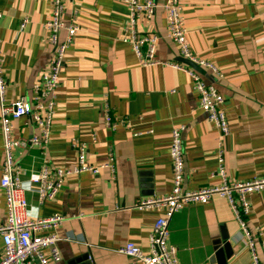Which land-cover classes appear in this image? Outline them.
<instances>
[{"label": "crops", "instance_id": "1", "mask_svg": "<svg viewBox=\"0 0 264 264\" xmlns=\"http://www.w3.org/2000/svg\"><path fill=\"white\" fill-rule=\"evenodd\" d=\"M164 1L155 0L158 7L152 20L139 22L136 28L140 34L150 32L159 38L158 65L153 67L141 65L132 48L122 42L128 34V10L122 0L65 2L63 23L71 24L75 12L79 31L61 70L49 143L45 150L19 149L14 157L24 187L45 158L70 166L78 145L83 146L90 166L111 156L113 174L107 170L80 174L66 181L53 202L44 204L24 190L29 219L64 218L53 232L60 256L53 264H133L117 251L127 242L146 250L161 211L135 206L170 194L168 152L176 127L184 128L185 190L220 183L219 143L229 185L264 179V0H180L190 51L222 74L216 79L206 71L224 98L229 124L224 138L199 109L189 76L170 66L179 64L180 56L166 35ZM50 12L51 0H0L8 103L32 95L50 60L52 48L44 26ZM23 20L28 22L21 28ZM107 111L114 128L106 126ZM13 132L17 139L38 135L28 117L14 121ZM2 159L0 132V168ZM246 199L250 211L245 226L264 240V189ZM5 219L0 190V226ZM168 244L176 249L179 264H252L239 223L227 200L218 196L175 214ZM256 245L259 262L264 264L258 239Z\"/></svg>", "mask_w": 264, "mask_h": 264}, {"label": "built area", "instance_id": "2", "mask_svg": "<svg viewBox=\"0 0 264 264\" xmlns=\"http://www.w3.org/2000/svg\"><path fill=\"white\" fill-rule=\"evenodd\" d=\"M67 0H51L49 20L45 23L47 41L52 48L50 60L41 73L39 81L32 87L30 97H21L15 102L6 100L7 84L4 78L2 48L0 42V132L2 139V164L0 168V190L4 195L5 223L0 226V240L2 251L0 264H53L60 259L57 243L59 241L55 232L64 222L62 216L47 219L31 220L26 215L27 203L23 198L24 190L37 196L39 204L53 202L63 189L67 180L83 173L98 175L107 170L113 174L112 157L108 156L106 162L98 166H90L86 161L85 150L77 143V154L70 166H59L44 159L39 170L30 178L26 187L21 182L23 174L21 167L14 157L19 149L27 147H42L49 143L50 128L54 118L56 95L60 85V75L65 57L74 36L79 31L73 21L65 25L62 16ZM72 1V0H71ZM128 10L127 35L122 42L128 44L136 58L144 67L158 65L155 60L159 38L153 33H139V22L149 23L157 9L155 0H122ZM165 16V29L167 38L177 47L181 58L208 71L216 79H220L221 71L212 64L197 59L189 49L187 32L181 16L180 0H165L161 5ZM1 20V13H0ZM23 20L21 28L27 24ZM64 32V38L60 35ZM175 69L183 71L192 81L193 89L198 96L199 109L206 115L221 137L229 135V124L223 111L224 98L217 88L207 82L200 74L181 64H171ZM28 117L36 126L38 135L29 139H17L13 132V122ZM106 126L111 125V117L106 112ZM184 128H174L170 134L169 158L171 162L172 190L168 196L148 199L139 202L135 207L139 210H159V215L152 225V232L148 247H141L127 242L117 252L130 259L133 264H179L176 249L168 244L169 225L173 216L183 208L192 205H206L212 197L218 196L227 200L241 228L245 249L251 255L252 264H260L257 254L256 239L261 249H264V240L261 234L256 237L247 230L244 218L249 214L250 206L247 196L257 194L264 189V179L253 180L246 183L228 184L223 161V147L219 143L216 154L220 183L187 191L184 184V149L181 135Z\"/></svg>", "mask_w": 264, "mask_h": 264}, {"label": "water", "instance_id": "3", "mask_svg": "<svg viewBox=\"0 0 264 264\" xmlns=\"http://www.w3.org/2000/svg\"><path fill=\"white\" fill-rule=\"evenodd\" d=\"M176 62H178L179 64H182V65H185V66L191 68L192 70H194L195 72H197L198 74H200L207 82L213 84L212 78L210 77V75L207 74V72L204 69H202V68L194 65L193 63H191L188 60H185V59H183L181 57L178 58L176 60Z\"/></svg>", "mask_w": 264, "mask_h": 264}]
</instances>
